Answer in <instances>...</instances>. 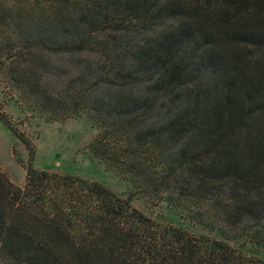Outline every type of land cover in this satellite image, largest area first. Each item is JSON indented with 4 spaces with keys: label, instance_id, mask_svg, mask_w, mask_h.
<instances>
[{
    "label": "trees",
    "instance_id": "1",
    "mask_svg": "<svg viewBox=\"0 0 264 264\" xmlns=\"http://www.w3.org/2000/svg\"><path fill=\"white\" fill-rule=\"evenodd\" d=\"M4 25L0 82L47 122L87 120L131 192L0 174V264H264V0H0Z\"/></svg>",
    "mask_w": 264,
    "mask_h": 264
},
{
    "label": "rangeland",
    "instance_id": "2",
    "mask_svg": "<svg viewBox=\"0 0 264 264\" xmlns=\"http://www.w3.org/2000/svg\"><path fill=\"white\" fill-rule=\"evenodd\" d=\"M9 35L6 25L0 26L1 45H8ZM65 67L69 69V64ZM48 80V92L51 93L65 88L68 81L62 79V84L56 81L55 76ZM10 91L0 82V113L20 136L15 137L0 122V174L10 184L23 187L25 168L31 164L39 171L68 174L97 183L122 198L130 194L129 184L113 172V168H107L94 159L90 145L97 131L87 120L83 117L61 120V116H57L60 118L56 121L47 122L40 115L23 111L17 95ZM131 206L156 223H170L188 232L200 233L161 200L136 194Z\"/></svg>",
    "mask_w": 264,
    "mask_h": 264
}]
</instances>
